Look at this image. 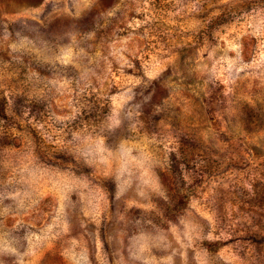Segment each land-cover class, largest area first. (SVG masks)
I'll use <instances>...</instances> for the list:
<instances>
[{
  "label": "rangeland",
  "instance_id": "rangeland-1",
  "mask_svg": "<svg viewBox=\"0 0 264 264\" xmlns=\"http://www.w3.org/2000/svg\"><path fill=\"white\" fill-rule=\"evenodd\" d=\"M0 264H264V0H0Z\"/></svg>",
  "mask_w": 264,
  "mask_h": 264
}]
</instances>
